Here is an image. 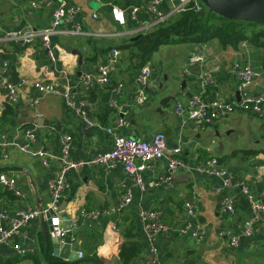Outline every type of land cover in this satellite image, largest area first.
<instances>
[{
    "label": "crops",
    "instance_id": "crops-1",
    "mask_svg": "<svg viewBox=\"0 0 264 264\" xmlns=\"http://www.w3.org/2000/svg\"><path fill=\"white\" fill-rule=\"evenodd\" d=\"M70 1L80 7L75 18L82 23L87 34H52L55 60L48 56L41 40L27 45L0 41V63L8 60L10 68L15 64L20 79L26 77L31 80L50 81L63 90L71 88L78 96L89 100L90 115L93 118L104 126L112 125L123 117L109 106V101L114 97L112 92L101 86L83 88L79 85V78L99 64L106 63L111 50L132 38L138 25L133 26L131 22L120 24L114 19L110 5L103 4L102 7L94 8L92 4L96 0ZM180 1L164 0L160 7L169 11ZM31 2L32 0H0V24L6 30L27 26L36 30L49 27L52 10L57 1L53 0L50 6L42 8H34ZM95 12L99 15L98 19L93 18ZM61 28L69 29L65 26ZM245 42L238 48L224 47L218 39H212L203 45L173 42L160 46L151 61L152 82L147 87L150 100L142 106L133 104L134 78L139 70L130 68L125 53L120 49L119 62L111 72L113 82H125L121 93L116 96L118 102L127 110L124 116L127 124L119 131L137 139H149L165 124L170 128V136H167L169 146H181V157L184 160L197 164L210 156H216L233 179L249 183L256 192L263 191L264 153L251 156L242 152L232 154L241 150H264V116L237 109L222 121L205 125L187 120L174 112L177 101H186L199 94L212 100L216 92H220L228 101L239 102L236 96L239 92L238 80L232 72L235 63H250L259 70L261 76L252 84L251 90L255 94L264 92L262 50ZM194 46L196 49H193ZM108 48L110 49L105 51ZM200 48L206 60L203 64L193 65L192 69L195 72L202 69L213 70L219 79L218 86L209 85L204 88L195 77L186 76L183 72L190 52ZM90 57L95 59L88 60ZM170 95H175L176 99L162 104V100ZM38 97L40 102L32 105ZM9 102L6 92L0 88V116ZM12 104L14 116L7 124L0 123V138L7 133L19 136L20 141L24 142L21 133L25 129L33 128L37 134L36 147L52 154L40 157L10 148L9 157L4 158L0 150V168L7 167L0 173L14 176L25 194L23 198L12 192L1 195L6 189L0 184V204L10 209L14 216L21 207L40 208L49 203V183L59 173L58 156L63 133L68 132L73 136L74 159H89L107 151L111 147V137L101 128H87L67 109L61 95L41 96L32 85L21 88L18 101ZM33 116L46 119L40 121L44 125L38 126L29 122ZM24 121L27 123L23 124ZM168 172L166 162L157 161L153 169L142 173L145 188H140L121 165L110 170L98 165L71 170L67 175L69 187L61 204H66V210L72 218L78 217L82 208L117 206L123 191L122 186L133 190V201L120 214L117 230L113 229V219L107 217L83 225L77 236L73 232L72 249L83 252L82 258L96 257L103 264H121L119 248L127 240L131 223L147 243L139 211L143 208H157L164 213L163 221L172 226L157 238L160 264H264V222L260 232L253 236H241L237 246H231L229 238L221 235L224 228L241 235L251 214L249 201L240 188H224L219 191L217 187L222 184V180L195 172H176L187 174L179 177L176 185H172L175 175L170 182L157 184L160 177L164 178ZM226 198L232 199L234 212L222 211L221 204ZM188 205H194V214L190 218L192 226L196 224L204 230L205 237L202 241H197L191 235L192 226L187 232L182 231L186 226L184 218ZM17 241L30 252L21 255L13 245L0 244L1 259L5 262L11 261L12 264H37L34 261L36 257L39 264H47L41 216L24 228L23 236ZM49 256L51 260H60L53 255L52 242L49 245ZM80 264L100 263L85 260Z\"/></svg>",
    "mask_w": 264,
    "mask_h": 264
},
{
    "label": "built area",
    "instance_id": "built-area-1",
    "mask_svg": "<svg viewBox=\"0 0 264 264\" xmlns=\"http://www.w3.org/2000/svg\"><path fill=\"white\" fill-rule=\"evenodd\" d=\"M57 5L52 10V20L50 26L41 30L33 29L30 26L21 29L6 30L0 24V41L15 42L20 45L33 44L41 40L42 47L46 50L48 56L55 60V52L52 47L51 36L56 33L69 34H87L83 29L82 23L76 20L75 15L80 11V7L70 0H56ZM105 5H110L112 14L120 24H126L129 21L137 22L138 26L135 33L145 32L155 25L164 23L173 14L187 8L188 4L194 2V8L198 13L207 11V7L201 0H181L174 4L169 11L161 9L160 5L164 0H142L140 3L130 5L126 8L119 6L113 1L96 0ZM53 0H32L34 8L50 6ZM146 14L145 19H141ZM97 12L93 18L98 19ZM69 27L62 29L61 27ZM246 43L245 41L243 44ZM193 49H196L194 46ZM202 49V48H201ZM192 50L188 56L187 64L184 68V74L189 77H195L197 81L205 88L209 85L218 86L219 79L210 69H202L195 72L193 65L203 64L206 60L204 52L201 50ZM121 51L113 48L108 56V61L99 64L93 70L83 73L79 78V85L83 88L95 86L107 87L114 97L109 101V106L123 115L112 125L104 126L99 120L90 115V102L87 98L78 96L71 88L62 89L50 81L31 80L23 77L15 84L11 79L10 62L4 60L0 63V88L7 94L10 102H17L20 89L32 85L41 96L46 94H58L64 99L67 109L79 118L87 128H101L111 137V147L100 152L89 159H74L72 157L73 136L65 132L61 136V150L58 156L60 162L58 175L49 183L50 201L43 209L34 206L21 207L16 210L12 216L10 209L0 204V244L13 245L16 251L21 255H26L29 250L24 248L17 241L23 236L24 228L33 220L40 217L42 213L51 211L53 230L52 237L63 239L66 230L60 216L61 202L65 192L69 187L67 175L71 170H75L87 165H98L110 170L117 165H121L125 172L132 176L135 184L140 188H145L142 173L147 169H153L157 161L166 162L169 169L168 174L157 184L161 182H170L176 172H195L207 176L217 177L222 180V184L217 187L219 191L224 188H240L241 192L249 201L251 214L245 224L241 235L235 234L229 228H224L221 235L229 238L231 246H237L241 236H253L262 229L264 222V190L254 191L250 184L240 180L233 179L227 169L216 156H210L203 162L192 164L184 160L182 147H170L168 137L161 131L155 132L149 139H137L132 136L122 134L119 129L127 124L124 117L126 108L122 106L116 96H118L125 86L124 81L113 82L111 72L119 62ZM232 72L238 80V91L240 94L239 102L228 101L220 92H216L212 100H208L203 95H193L186 101H177L174 106V112L187 120L196 123L212 125L222 121L226 116L234 113L237 109L252 112L259 116H264V92L255 94L251 90L252 84L261 76V72L254 68L250 63H235ZM153 66L151 62L144 64L134 78L135 96L133 104L142 106L149 100L150 96L147 87L152 82ZM40 97L34 99L32 105H37ZM23 135L25 141L22 142L19 136L3 134L0 138V150L4 158L9 157V149L17 148L24 153L34 156H51L52 154L42 148L36 147L37 134L33 128L25 129ZM0 184L8 191H11L17 197H25L14 176L7 173H0ZM120 201L117 206L111 208H82L78 217L71 219V228L73 232L79 230L83 225L92 224L103 217L113 219V229L117 230V221L120 214L132 203L133 190L127 186H122ZM221 208L223 212H234L235 207L232 199L226 198L222 201ZM163 211L157 208H143L139 211V218L142 221L143 233L147 241V252L143 264H160L159 250L157 246L158 235L167 231L172 226L163 221ZM194 214V205H188L185 214L186 226L182 229L185 233L192 226L190 218ZM191 235L197 240L202 241L205 237L204 230L193 224ZM84 256L79 252V258Z\"/></svg>",
    "mask_w": 264,
    "mask_h": 264
},
{
    "label": "trees",
    "instance_id": "trees-1",
    "mask_svg": "<svg viewBox=\"0 0 264 264\" xmlns=\"http://www.w3.org/2000/svg\"><path fill=\"white\" fill-rule=\"evenodd\" d=\"M111 1L126 8L140 3L142 0ZM146 16V14H143L141 19H145ZM129 22L133 26L138 25L137 22ZM212 39H218L224 47L231 46L238 48L244 41L253 44L262 50V65L264 68V23L229 20L208 10L201 14L195 10L194 2L189 3L186 9L173 14L164 23L155 25L145 32L135 33L132 38L125 40L116 48L121 49L125 53V58L129 61L131 69L139 70L144 64L151 62L154 53L164 44L181 42L192 45H203ZM94 59L92 57L88 58V60ZM14 111L12 102L7 103L0 116V123L2 125L7 124L11 117L14 116ZM251 114L254 113L251 112ZM240 152L246 156H251L260 152L264 153V150H241L234 152L232 155ZM4 193L12 194L11 191L6 190L1 195ZM80 232V229L75 231L76 236ZM126 237L127 240L119 248L120 263L139 264L140 262L142 264L147 252V243L133 223L128 228ZM90 250L92 249L90 248ZM34 261L39 264V260L36 257ZM0 264H12V262H5L0 258Z\"/></svg>",
    "mask_w": 264,
    "mask_h": 264
},
{
    "label": "water",
    "instance_id": "water-1",
    "mask_svg": "<svg viewBox=\"0 0 264 264\" xmlns=\"http://www.w3.org/2000/svg\"><path fill=\"white\" fill-rule=\"evenodd\" d=\"M205 6L207 7L209 12L217 13L220 16L228 18L229 20H239V21H254L264 23V0H201ZM98 7H102V3L99 1ZM201 49V48H200ZM80 62H82V55L80 57ZM11 79L17 84L20 80L19 74L17 72L16 65L13 64L10 68ZM184 87V83H183ZM237 98L240 100V94L237 92ZM176 99L175 95H170L165 97L162 100V104H166L171 100ZM46 120L44 118L39 117H31L29 122L34 123L38 126H43L44 124L40 121ZM27 123V121H24ZM159 131L165 133L168 137L170 136V128L167 125H161ZM7 167L0 168V172L6 169ZM174 180L172 181V185H176L179 181V177L185 176L187 174H174ZM66 204L63 203L60 206V216L63 221V226L66 230V234L64 236L63 241H61L58 237H51L50 233L53 230L52 219H51V211L46 213H42V224L44 230V237L46 242V250H45V260L47 264H80L85 260H93L97 261L100 264L103 262L96 257L90 258H79V252L75 249H72L73 243V230L71 228V219L72 216L66 210ZM43 209V207H40ZM50 242L53 243V255L60 260H51L49 256V245ZM63 242V244H62Z\"/></svg>",
    "mask_w": 264,
    "mask_h": 264
},
{
    "label": "rangeland",
    "instance_id": "rangeland-1",
    "mask_svg": "<svg viewBox=\"0 0 264 264\" xmlns=\"http://www.w3.org/2000/svg\"><path fill=\"white\" fill-rule=\"evenodd\" d=\"M92 6L94 7V8H96V7H98L99 5H98V2H94L93 4H92ZM151 61H152V59H151ZM152 63V62H151Z\"/></svg>",
    "mask_w": 264,
    "mask_h": 264
}]
</instances>
